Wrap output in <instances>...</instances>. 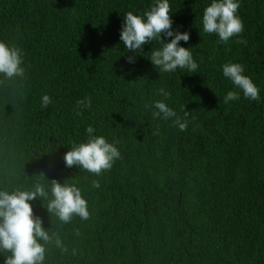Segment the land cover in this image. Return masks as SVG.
Returning <instances> with one entry per match:
<instances>
[{
  "label": "trees",
  "instance_id": "trees-1",
  "mask_svg": "<svg viewBox=\"0 0 264 264\" xmlns=\"http://www.w3.org/2000/svg\"><path fill=\"white\" fill-rule=\"evenodd\" d=\"M152 2L0 0V39L22 47L26 68L0 85V183L27 187L43 173L82 188L87 220L64 224L31 202L67 248L50 245L45 264H264V0H241L244 31L227 45L203 32L210 0H169L172 27L190 33L180 43L199 65L192 74H160L146 57L151 43L127 62L123 14ZM229 61L245 66L259 101L241 93L224 103L235 90L222 74ZM160 88L178 115L190 113L185 131L145 107ZM85 97L91 108L77 115ZM88 125L121 153L99 176L63 159Z\"/></svg>",
  "mask_w": 264,
  "mask_h": 264
},
{
  "label": "clouds",
  "instance_id": "clouds-1",
  "mask_svg": "<svg viewBox=\"0 0 264 264\" xmlns=\"http://www.w3.org/2000/svg\"><path fill=\"white\" fill-rule=\"evenodd\" d=\"M241 0H210L202 15L203 32L215 34L218 43L228 44L233 37H239L244 31V23L238 14ZM169 0H153L144 12L128 11L123 14L120 41L126 52L134 55L127 57L130 64L136 63L137 56L145 53L143 46L151 43L150 55H145L158 72L175 73L177 69L185 73H197L199 65L193 57L192 47H184L190 39L188 31L173 28ZM157 47H153V42ZM239 44L246 46L247 41L239 38ZM24 51L15 42L0 39V85L22 80L25 77ZM223 77L228 79L235 90H230L223 97L224 103L238 101L243 97L252 101L260 100V89L251 76L245 74V66L239 62H227L222 65ZM158 94L162 99L152 101L145 107L154 109V118L171 121L180 131H185L189 124L188 111L183 109V116L168 105L171 93L160 88ZM51 98L44 94L41 107L46 108ZM91 108V98L77 101V115ZM86 137L82 142L73 143L64 154L66 167L76 166L97 176L109 170L121 153L115 139L109 141L104 135H96V129L88 125ZM31 186L17 185L12 182L0 183V256L3 264H45L50 245L61 251H67L60 235L46 229L43 219L33 212L32 201L40 200L49 215H55L64 224L74 217L87 220L90 216L88 203L78 182L49 180L43 173ZM93 188H99L98 180L92 181ZM47 201V205H44Z\"/></svg>",
  "mask_w": 264,
  "mask_h": 264
}]
</instances>
